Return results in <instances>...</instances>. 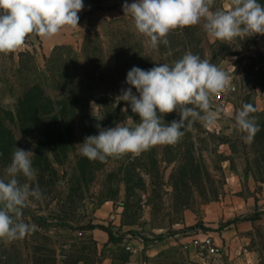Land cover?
Listing matches in <instances>:
<instances>
[{"label": "rangeland", "instance_id": "rangeland-1", "mask_svg": "<svg viewBox=\"0 0 264 264\" xmlns=\"http://www.w3.org/2000/svg\"><path fill=\"white\" fill-rule=\"evenodd\" d=\"M125 2L136 0H83L78 27L62 30V41L31 34L29 47L0 53V179H9L15 147L31 150L37 175L18 179L43 194L21 217L34 230L0 240V264H264V35L213 41L198 24L152 50ZM227 4L214 0L212 10ZM189 51L236 86L224 103L212 97L215 127L197 121L175 144L103 163L81 154L97 123H139L117 100L133 66H171ZM245 103L260 127L248 143L234 121ZM179 119L174 111L162 123ZM195 235H212L218 254L191 246Z\"/></svg>", "mask_w": 264, "mask_h": 264}, {"label": "clouds", "instance_id": "clouds-1", "mask_svg": "<svg viewBox=\"0 0 264 264\" xmlns=\"http://www.w3.org/2000/svg\"><path fill=\"white\" fill-rule=\"evenodd\" d=\"M213 5L214 0H136L125 2L123 11L132 17L135 29L152 50L160 43L167 45L171 31L198 24L213 41L264 35V5L258 0H228L225 7L216 10H212ZM83 8V0H0V53L22 49L31 34L48 40L66 28L78 27V13ZM230 80L226 71L190 51L171 66L158 64L148 70L133 66L126 76L131 87L122 89L117 100L131 106L139 123L134 127L118 123L111 128L97 123L98 135L85 137L79 144L80 152L89 160L103 163L110 157L119 159L126 154L139 155L156 145L175 144L197 121L206 128L215 127L220 110L213 109L212 97L227 93ZM256 110L245 103L234 115L235 126L245 134L242 139L246 143L260 131L256 118L250 115ZM174 111L180 119L162 123L163 116ZM33 156L31 150L15 147L5 169L9 179H0L2 241L22 239L34 230L35 226L21 217L29 199L41 200L43 194L38 186L21 184L18 179L21 175L29 181L35 179L38 170L32 166Z\"/></svg>", "mask_w": 264, "mask_h": 264}, {"label": "built area", "instance_id": "built-area-1", "mask_svg": "<svg viewBox=\"0 0 264 264\" xmlns=\"http://www.w3.org/2000/svg\"><path fill=\"white\" fill-rule=\"evenodd\" d=\"M32 43L30 35L26 38L25 45L23 47H29ZM236 89V86H231L228 92ZM227 92V93H228ZM227 93H220L214 97L221 102H225ZM190 244H186L185 248H188ZM191 246H194L199 252H206L209 256L218 254L220 247L216 243L215 238L212 235H206L204 238L195 235L191 241ZM129 264V263H127Z\"/></svg>", "mask_w": 264, "mask_h": 264}, {"label": "crops", "instance_id": "crops-1", "mask_svg": "<svg viewBox=\"0 0 264 264\" xmlns=\"http://www.w3.org/2000/svg\"><path fill=\"white\" fill-rule=\"evenodd\" d=\"M37 36V35H36ZM51 42H60V41H62V35H61V33L59 34V35H57V36H55L54 38H52V39H49ZM101 235H102V237H103V239L104 240H108L109 239V234H108V232H101Z\"/></svg>", "mask_w": 264, "mask_h": 264}, {"label": "trees", "instance_id": "trees-1", "mask_svg": "<svg viewBox=\"0 0 264 264\" xmlns=\"http://www.w3.org/2000/svg\"><path fill=\"white\" fill-rule=\"evenodd\" d=\"M110 238H111V236H110Z\"/></svg>", "mask_w": 264, "mask_h": 264}]
</instances>
